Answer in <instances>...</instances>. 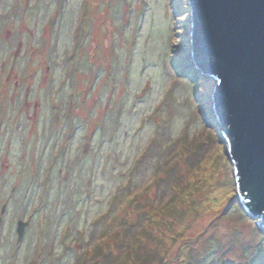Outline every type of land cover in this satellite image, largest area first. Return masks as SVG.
<instances>
[{"label": "rangeland", "instance_id": "1", "mask_svg": "<svg viewBox=\"0 0 264 264\" xmlns=\"http://www.w3.org/2000/svg\"><path fill=\"white\" fill-rule=\"evenodd\" d=\"M190 9L0 0V264H264Z\"/></svg>", "mask_w": 264, "mask_h": 264}, {"label": "water", "instance_id": "2", "mask_svg": "<svg viewBox=\"0 0 264 264\" xmlns=\"http://www.w3.org/2000/svg\"><path fill=\"white\" fill-rule=\"evenodd\" d=\"M189 1V79L213 82L211 117L227 145L238 204L264 237V0Z\"/></svg>", "mask_w": 264, "mask_h": 264}, {"label": "trees", "instance_id": "3", "mask_svg": "<svg viewBox=\"0 0 264 264\" xmlns=\"http://www.w3.org/2000/svg\"><path fill=\"white\" fill-rule=\"evenodd\" d=\"M172 209V207H170L169 209H168V212L170 211ZM142 233V235L140 236V238L137 240V243L135 244V246L137 245L138 247H139V244L140 243H143L146 239H148L149 238V236H147L146 234H147V231L145 230V231H142L141 232ZM140 245H142V244H140Z\"/></svg>", "mask_w": 264, "mask_h": 264}]
</instances>
